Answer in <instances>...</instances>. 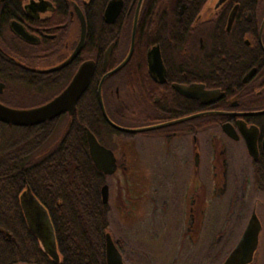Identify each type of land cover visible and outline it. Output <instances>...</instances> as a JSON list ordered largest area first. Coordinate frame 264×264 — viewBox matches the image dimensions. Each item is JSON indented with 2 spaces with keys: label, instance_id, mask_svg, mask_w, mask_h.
<instances>
[{
  "label": "flooded vegetation",
  "instance_id": "1",
  "mask_svg": "<svg viewBox=\"0 0 264 264\" xmlns=\"http://www.w3.org/2000/svg\"><path fill=\"white\" fill-rule=\"evenodd\" d=\"M85 66L73 112L20 126L29 159L72 128L92 158L95 134L125 264H264V0H0L1 104L43 106Z\"/></svg>",
  "mask_w": 264,
  "mask_h": 264
},
{
  "label": "trees",
  "instance_id": "2",
  "mask_svg": "<svg viewBox=\"0 0 264 264\" xmlns=\"http://www.w3.org/2000/svg\"><path fill=\"white\" fill-rule=\"evenodd\" d=\"M21 135L6 143V130ZM39 136L20 126L0 123V264H107L106 233L110 205L103 202L106 175L88 154L84 129H70L42 160L29 159L24 145ZM30 187L53 221L61 259L54 260L25 222L20 195ZM179 261V259H178Z\"/></svg>",
  "mask_w": 264,
  "mask_h": 264
},
{
  "label": "water",
  "instance_id": "3",
  "mask_svg": "<svg viewBox=\"0 0 264 264\" xmlns=\"http://www.w3.org/2000/svg\"><path fill=\"white\" fill-rule=\"evenodd\" d=\"M91 73L92 68L87 66L83 67L75 80L62 94L49 103L37 108L19 109L0 103V121L16 126H28L48 121L64 111L73 112L76 107V102L85 89ZM118 127L124 129L120 126ZM88 142L90 153L96 167L106 174L112 173L115 169L113 154L101 146L97 137L91 131H88ZM102 198L104 203H108V184L102 187ZM20 203L30 228L33 233L40 237L45 251L54 260L59 261L61 256L57 249L55 229L47 208L38 200L30 187H27L21 193ZM106 256L107 264H125L122 254L110 232L106 233Z\"/></svg>",
  "mask_w": 264,
  "mask_h": 264
},
{
  "label": "rangeland",
  "instance_id": "4",
  "mask_svg": "<svg viewBox=\"0 0 264 264\" xmlns=\"http://www.w3.org/2000/svg\"><path fill=\"white\" fill-rule=\"evenodd\" d=\"M62 131L60 128H57V130H55L51 135H50V139L49 141H52L53 143L61 136L62 134ZM6 133L7 135L5 136V141L6 143H9V141H15L19 136L21 135L22 131L19 130V129H16V128H11V129H8L6 130ZM17 137V138H15ZM120 191V188L119 187H113L112 186V192H111V199H110V202H109V205H110V231L113 233V235L118 238V239H121L122 238V235H123V229H122V224H121V220H120V211L118 209V204L120 202L119 198H118V193ZM117 195V197H116ZM109 197H110V193H109ZM150 223H153V220L150 222ZM151 226H149L150 228ZM144 231H147L148 228H144L143 229ZM133 243L135 244V240L133 239ZM160 259V264H163L164 260L168 259L166 256H158ZM182 258V261L180 264H183L184 263V257H181ZM180 257L177 258V261H176V264L179 263ZM157 259V258H156ZM179 259V261H178ZM136 261V259H135ZM136 264H139L136 262Z\"/></svg>",
  "mask_w": 264,
  "mask_h": 264
}]
</instances>
